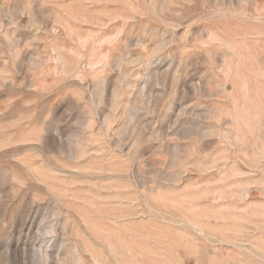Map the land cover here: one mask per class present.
<instances>
[{"label":"rangeland","instance_id":"374dc122","mask_svg":"<svg viewBox=\"0 0 264 264\" xmlns=\"http://www.w3.org/2000/svg\"><path fill=\"white\" fill-rule=\"evenodd\" d=\"M0 264H264V0H0Z\"/></svg>","mask_w":264,"mask_h":264}]
</instances>
